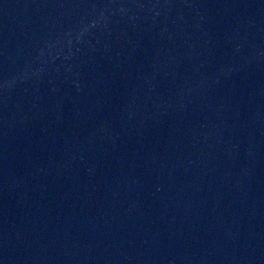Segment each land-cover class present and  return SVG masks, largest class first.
I'll use <instances>...</instances> for the list:
<instances>
[{
    "label": "water",
    "instance_id": "obj_1",
    "mask_svg": "<svg viewBox=\"0 0 264 264\" xmlns=\"http://www.w3.org/2000/svg\"><path fill=\"white\" fill-rule=\"evenodd\" d=\"M0 264H264V0H0Z\"/></svg>",
    "mask_w": 264,
    "mask_h": 264
}]
</instances>
